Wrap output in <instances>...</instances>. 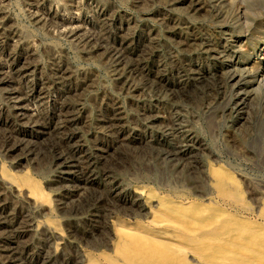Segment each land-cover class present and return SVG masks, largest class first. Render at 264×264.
Masks as SVG:
<instances>
[{"label": "bare ground", "instance_id": "obj_1", "mask_svg": "<svg viewBox=\"0 0 264 264\" xmlns=\"http://www.w3.org/2000/svg\"><path fill=\"white\" fill-rule=\"evenodd\" d=\"M9 1L0 0V156L9 169L20 171L10 173L0 159V264H66L67 260L72 264H264V185L252 190L254 195L249 196L254 205H247L230 169L218 164L217 157L212 158V165L206 161L215 156L212 144L189 128L181 110L178 113L160 107L164 104L160 89L173 88L180 97L187 91L184 71L176 57L210 53L213 60L225 58V68L215 66L211 72L199 69L200 78L185 68L192 86L202 87L214 75L220 76L228 92L225 106L234 126L240 137L247 135L242 143L253 134V122L264 126V107L244 80L242 62L234 61L226 47L215 52L219 57L212 54L209 41L199 35L207 27L224 22L227 1L68 0L70 8L86 14L80 22L65 18L62 4L45 6L42 0H34L42 8L45 24L48 22L71 42L74 54L96 60L88 68L78 66L76 57L61 45L43 44V40L42 45L37 44V39L25 30L27 27H21L16 15L9 13ZM123 2L133 13L123 10ZM206 10L208 14H204ZM39 18L34 20L41 25ZM185 30L190 31L189 40L184 38ZM162 48L169 51V63L159 58ZM41 49L56 62L53 67L48 69L42 64ZM168 70L177 76L175 84H169ZM209 81L206 85L210 88ZM53 86L64 89L61 99L49 95ZM95 90H101L106 110L110 105L107 118L90 119L86 104ZM149 93L154 99L145 101ZM119 95L135 115L125 112ZM222 99L218 95L212 100L203 115L215 118L216 109L225 102ZM102 122L125 149L131 153L145 151L138 156L141 162L134 163L128 156L123 164L126 172L118 163L103 166L108 161L104 156L108 147L103 141L97 142L96 133H91L92 139L89 137L92 143L85 139L90 134L89 126ZM241 127H246L244 132ZM28 168L41 176L53 169L50 187L67 193L57 199L55 208L62 228L70 231L72 227H83V236L92 240L90 247L103 250L99 256L69 242L57 223L46 220L44 216L50 212L48 195L52 192L47 195L28 175ZM238 179L242 181V177ZM143 183L150 188L137 185ZM99 205H104V216L95 228ZM101 231L105 238L98 245Z\"/></svg>", "mask_w": 264, "mask_h": 264}, {"label": "rangeland", "instance_id": "obj_2", "mask_svg": "<svg viewBox=\"0 0 264 264\" xmlns=\"http://www.w3.org/2000/svg\"><path fill=\"white\" fill-rule=\"evenodd\" d=\"M12 1L11 0L9 1V4L10 5L12 4L11 6L10 5L8 6L9 13L12 16L16 15V16H14V18L16 19V22L20 24L21 27H23V28L27 27V29H25V30H27L30 34H32L37 39V44L42 45V42L44 41L43 44L46 43V42H49V43L51 42L53 44L61 45V47H63L65 50H69L68 52L70 53V55H72L73 57H76V58H74L76 60V64L78 66L80 64V67L83 66L82 68H84V67L88 68L90 65H95L96 64V60L95 59L85 60L84 57H80L79 55L73 53L74 50L73 51L71 50L72 49V45L70 44L71 42H69V40H67L63 35L61 36L59 31L54 29V27L52 25L50 26L48 24V22H46V24H45L44 14H43V11H41L42 8L40 9V6L35 5V2H33L34 0H28V1L27 0H16V1L12 0ZM58 1H60V2H58ZM92 1L93 0H88L89 3H93ZM225 1H227V2H225ZM41 2L44 3L45 6H47L48 4L60 6L62 4L61 6L64 9L62 7H60L61 13H62L63 16L65 15L64 17L67 18V19L69 18L70 20L82 22L84 19L87 18L86 14L82 10H80V9L76 10L73 7L70 8V6H69L70 3H69L68 0H42ZM224 2L226 3V4L225 3L224 4H225L226 10H227L224 22L222 24H220V25H217V26L207 27L205 29V31H201V32L199 31L200 32L199 35H200L201 38L206 39L207 41H209V43L211 45V50H213L212 54H215V52L220 51L222 47H226L228 49V55H230L232 57V59H234V61L242 62L243 66L240 67V70H241V73H243L244 78L245 77L247 78V79L245 78L244 80H245V82L247 84L251 85L250 88L253 90V92L256 93L255 95H256V98L259 101L260 107H264V103H262V102H264V95H262V94H264V68H262V67H264V40H262V39H264V0H256V1L255 0H224ZM36 6H37V8H36ZM65 8H67V11H66ZM122 8H123L124 11H126L128 13H133L132 8L125 2L122 3ZM34 9H35V11H33ZM234 9H235V11H234ZM62 11H64V13ZM74 11L75 12L78 11V12L75 13ZM67 12H69V14ZM204 12H205L204 14H206V12L208 14V10H206ZM39 13L41 14V16H40ZM237 13H238V15H237ZM240 14H242V15H240ZM68 16H72V17H68ZM38 18L40 20L42 19V21H43V22L41 21L42 22L41 25L40 24H36V22H35V20L38 19ZM44 25L47 26L49 29L46 28V27L43 28ZM34 26H36V27H34ZM160 27L163 28L164 26L161 25ZM34 28H37V29H34ZM224 29H225V31H224ZM52 30L54 32H52ZM35 32H36V34H35ZM207 32H208L209 35L207 34ZM52 34H54V35H52ZM57 34H58V37H57ZM183 35H184V38L189 40V37H190L191 34H190L189 30H185V31H183ZM229 36H230V38H229ZM207 37H209V39ZM38 38L41 39V40H39ZM40 41H42V42H40ZM212 46H214V47H212ZM39 51L41 52L42 49L39 50ZM40 52H39V57L40 56L41 57L39 59L42 62V64H44L46 67L49 66L48 69L50 68V65H52V67H53L56 64V62L54 63V61L51 60V58L44 51H42L41 53ZM43 54H45V55H43ZM169 55H170L169 51L166 48H164V49L162 48L160 50V52H159V58L163 62L167 61L169 63ZM235 55H237V56H235ZM213 56L214 55H211L210 53H207V54L200 53V54H198L196 56H187V55H185V53H183L182 56H179L180 58L176 57V63L184 71L183 72V78H184L185 83H186L185 90H187V91L185 93H183V96L181 95V97H182L181 98L180 94L178 95V92L175 89H173V88L168 89V90H167V88L160 89V92H162L161 93V97L164 100L163 106L160 105V107H165L166 109H169V111H174V112L176 111L178 113H181L179 110H181L183 112V114L181 113V116H183L185 121L188 122V125H191L189 128L191 130H194L197 133V135L199 137H201L202 139H204L206 142H209L210 144H212L211 145L212 146V148H211L212 150L211 151L214 150L212 153L215 156L211 155L210 158L207 157L206 161L209 163V165H212V164H214V161L216 160V157H217L218 164L223 165L227 169H230L229 172L231 173L233 178L239 183L238 184L239 185L238 189H239V192L241 193V195L243 197L244 202H246L247 205L253 207V205H254V203L252 201L253 199H251V197H250L251 195L252 196L254 195L253 194L254 192L252 190L255 187H260V186L264 185V184H262V183H264V182H262V181H264V157H262V155H264V152H262V151H264V126H260L259 123L256 124L255 122H253V124L251 125V128H252L251 131H252L253 134H251V137L249 138V141H247L246 143H242V140H247V135H246L245 138L240 137L239 134H238L236 126H234V123H233V120H232L233 118L231 117L230 110L228 109L227 106H225V104L227 103L226 101L228 100V94H227L228 92L223 87V84L221 83V80H220V76H217V74H216L210 79L211 81L207 80V82L208 81L211 82V85H209L210 88L208 87V85H206V83H207V82H205L206 80L203 81L205 83L201 84L202 87L194 88L192 86V84L190 83L191 80L189 79V74H188V70L189 69L194 71L193 73L196 74V77L200 78V77H202V75L199 74L200 73V72H198L199 69H202L204 72H211V71H213L215 66L219 67L220 69H224L225 68V66H226L225 65L226 64L225 58H218V59H214L213 60V58H212ZM217 57H219V56H217ZM202 58H204V60H202ZM46 60H47V62H46ZM49 61H51V62H49ZM52 61H53V63H52ZM215 61H217V62L215 63ZM185 68H187L188 70L187 69L185 70ZM101 75H103V71H101ZM167 76H168L167 79H168V82H169L170 85L176 83L177 76L174 75L170 70H168V75ZM201 80H202V78L200 79V81ZM189 88H191V89H189ZM61 89H62L61 86H58V87L57 86H53L48 91L49 95L52 96V97H60V99H61V96L64 95V89H62V90ZM206 89H207V91H206ZM169 90H171V91H169ZM254 90H256V91H254ZM58 91H59V93H58ZM204 91H206V92H204ZM194 92H195V94H194ZM208 92H209V94H208ZM100 93H101V90H95V91H93L91 93L92 95H90L88 99L91 100V101L95 99L94 101H92V103H90L91 101H89L87 99L86 108L88 110L87 112H89L90 119H92L94 116L95 117L97 116V117H100V118L102 117V119H103V118H107L110 115V110H109L110 105L109 104L106 105L107 110H106L105 107H103L104 104L102 106V103H104V101H103V98L100 97L102 95V93L101 94ZM217 93H218L219 96L221 95V99L223 98L222 99L223 102L226 99L227 100L223 103V105H220L219 108L216 109L217 112H216V117L215 118H210L208 116L203 115V113L205 111H207L206 109L210 108V106L213 103V101H215L214 99L218 96ZM149 94L150 95H145V101H149L150 99H154L153 98L154 96L152 95V93H149ZM119 96H120V101L122 102V105H124L123 106L124 109H126L125 112L128 115H135V112H133V109H131L130 104L127 102V100H125L122 95H119ZM169 97H171V98L173 97V98L171 99ZM178 98H180V99H178ZM184 98H186V99H184ZM209 98L211 99V101H210ZM98 99H99V101H101V100L102 101L99 102V101H97ZM121 99H123V101ZM208 99H209L210 102L208 101ZM98 103H100V104H98ZM93 106L97 110H94L95 108ZM174 107L176 109H173ZM223 107H226V108L223 110ZM202 111H204V112H202ZM105 112H107L108 114L105 113ZM191 112H193V113H191ZM199 113L201 114V116H200ZM103 114H104V116H103ZM221 116L223 118H221ZM206 117H207V119H204ZM199 118H200V120H199ZM216 118H218V119H216ZM192 119H193V121H192ZM215 119H216V121H215ZM92 120L90 122H92ZM203 120H205V121H203ZM193 122H195V124ZM207 122L208 123L210 122V125H212L213 128L212 127L208 128V126H210V125ZM206 125H208V126L206 127ZM99 126H101L103 129L100 128ZM104 126L105 125L103 124V122L99 123L98 125H95V126L92 123L89 126V130H88L90 134L92 133L94 135V133H96V137L98 139L97 142H102L103 141L102 143L105 145V147H108L107 152H104L105 155L104 154L103 155L107 157V158L105 157V161H107V160L109 161L110 157H111V160L109 162L108 161L105 162V164H103V166L106 165L108 167V166H110L112 164L118 163L117 165L118 166L120 165L123 168V172H126L127 168L125 169L124 167H126V166H124V165L126 164V161H128V156H130V159H131V157L133 158L134 163L136 162V160H139V162H141L138 156H141V153H145V151H143V149H141V150L137 149L136 151L133 150V152H132L133 154H132L129 149H125V147H123V144H118L117 141H116V138H115L116 135L107 131V130H109L107 125L105 127ZM94 127L96 129H100V130L98 131ZM241 128H242L241 131H243V132L246 129V127L245 128L241 127ZM94 129H95V131H94ZM103 132H105V133H103ZM90 134H88L87 137H85L86 141L89 144L92 143V141L90 139H92V137H93V135L92 134L90 135ZM89 137H90V139H89ZM99 138H100V141H99ZM236 140H238V141H236ZM110 143H111V146L109 145ZM237 143H239L240 145L239 144L237 145ZM258 144L260 145V147H259ZM247 145H249V147ZM116 147L119 148V149H117ZM259 148H260V152L258 151ZM113 150H115L114 153H115L116 156L114 155V153L111 154V152ZM135 152H137V156H136ZM117 154H118V156H117ZM214 157H215V160H213ZM120 158H121V160H120ZM0 159L3 161V158L1 156H0ZM124 159H126V160H124ZM112 160H113V163H112ZM3 162H4V164H3L4 167L7 170H9L10 173H14L15 171L16 172L20 171V169H14V170L13 169H9L6 166L7 163L5 164V160ZM139 162L137 161V163H139ZM187 169H188L187 171L190 172L189 171L190 169L189 168H187ZM27 170H28L27 171L28 175L29 176L31 175L30 177H33V179L36 180L41 185L43 190L44 189L46 190L45 192H46L47 195L50 192L53 193V194L52 193L49 194L50 196L48 195V200H47V202H48L47 204L48 205L47 206L49 207L50 212L47 215L44 216V217H46V220L50 219V221H51L50 223H52V222H54V224L57 223L58 229L60 230L62 235L69 240V242H72V244H74V245H76V244L79 245L80 244V246H82L84 250H88L91 253H94L95 255L99 256L100 253L103 252V250H101L99 252L97 250L92 249V247H93L92 240L90 238L89 239L87 238V240H89V241H87L86 237L83 236V235H85L83 233L84 232L83 231V227L77 228V229L75 227H72L74 229H71L70 231H67V230L65 231V229H66L65 227L62 228L61 220L58 217L59 213H58V211L55 210V208H56L57 199L61 198L62 196H65L67 193L63 189H61V190L60 189H53V188L50 187V186H52L51 184H52V181H53V174H54L53 173V169L51 171L52 173H50V174L48 173V175H43V176L39 175L38 173H34V171L32 169H30V168H28ZM29 172H31V173H29ZM239 177L240 178L242 177V181H241V179H238ZM128 178L130 179V175H128ZM249 178L253 179L254 181L251 180V179L249 180ZM38 179L40 181H38ZM131 179H130V181L132 183H134L135 180L134 179L131 180ZM249 181H252V183L249 182ZM246 182L250 183L251 188H249V184L246 185L247 184ZM137 185L138 186H140V185L141 186H148L150 188V185H147L146 183L137 184ZM243 185L246 187V189L249 190L250 193H247L248 190H245V187ZM251 192H253V193H251ZM52 202H53V204H52ZM252 203H253V205H252ZM50 207H53V208H50ZM51 209H52V211H51ZM103 213H104V205L103 206L99 205L98 209L95 211V222H96V224L94 223V227L95 228H97L100 225V223H101L100 220L104 216ZM118 216L120 217V215H118ZM44 217H42V218L37 217V220H39V218H40V221H41V219L45 220ZM47 218H49V219H47ZM56 221H58V222H56ZM97 222H99V223H97ZM96 225H98V226H96ZM85 226L87 227V225H85ZM101 230H102V228H101ZM73 231H75V232H73ZM102 231H101V235H100L101 239L98 236V241L96 240L98 245H99L98 242H100V241L102 242L103 239L105 238V235L102 233ZM78 236H80V237H78ZM80 238H84V239L82 240ZM90 240H91V242H90ZM79 241H82V242H79ZM89 242H90V244H89ZM90 245L92 247H90ZM19 250H18V252L21 251V250L20 251ZM15 252H17V249H15ZM66 256L68 257V254H66ZM67 261L68 262L66 264H72V261H70V260H67Z\"/></svg>", "mask_w": 264, "mask_h": 264}]
</instances>
